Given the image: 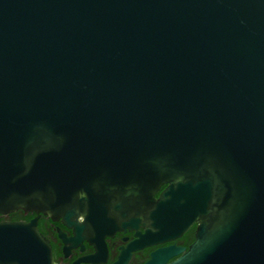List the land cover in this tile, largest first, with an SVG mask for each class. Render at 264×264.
<instances>
[{"label": "water", "instance_id": "obj_1", "mask_svg": "<svg viewBox=\"0 0 264 264\" xmlns=\"http://www.w3.org/2000/svg\"><path fill=\"white\" fill-rule=\"evenodd\" d=\"M16 208L95 232L141 215L144 243L199 220L173 264H264V0H0V212ZM0 264L53 263L1 223Z\"/></svg>", "mask_w": 264, "mask_h": 264}, {"label": "flooded vegetation", "instance_id": "obj_2", "mask_svg": "<svg viewBox=\"0 0 264 264\" xmlns=\"http://www.w3.org/2000/svg\"><path fill=\"white\" fill-rule=\"evenodd\" d=\"M167 184L154 194L158 198ZM111 218L118 225L114 214ZM136 227L104 226L98 232L81 215L69 221L41 210L16 208L0 212L1 223L27 225L47 248L53 264H173L186 255L197 240L201 222L194 220L178 236L144 243L142 234L151 230L147 218L138 216Z\"/></svg>", "mask_w": 264, "mask_h": 264}]
</instances>
